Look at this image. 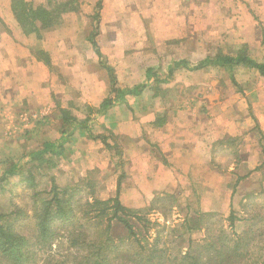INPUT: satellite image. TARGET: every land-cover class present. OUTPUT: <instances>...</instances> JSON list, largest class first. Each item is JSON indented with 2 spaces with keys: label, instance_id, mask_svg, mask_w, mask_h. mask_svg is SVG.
Listing matches in <instances>:
<instances>
[{
  "label": "rangeland",
  "instance_id": "1",
  "mask_svg": "<svg viewBox=\"0 0 264 264\" xmlns=\"http://www.w3.org/2000/svg\"><path fill=\"white\" fill-rule=\"evenodd\" d=\"M34 1L37 4L43 0ZM181 1L184 4L174 8L167 0H148V9L139 10V17L131 21L138 29L137 35L145 34L146 40H137L130 49L123 46L129 31L124 34L123 29L128 27L120 24L121 20L120 26L98 23L95 34L92 15L96 0H78V10L65 14L61 20L74 18L68 39L77 35L88 43L90 37L96 41L104 36L102 31L114 32V35L118 32L116 43L120 54L114 57V64L104 54L103 57L86 54L82 47L84 41L72 44L75 52L69 59L58 44L62 56H57L58 66L51 70L56 74L57 87L51 94V105L45 103L48 104L46 111L38 112L40 108L32 109L30 103L19 108L0 106V173L11 161L24 156L22 170L31 176V181H27L22 179V173L14 175L0 185V212L14 208L23 212L14 222V229L27 240L23 252L29 256V260L14 262L0 253V264H79L85 255L95 251L97 246L93 244L99 241L98 231L105 234L106 218L110 215L103 218L101 226L88 222L80 230L79 238L88 242L82 247L81 258L67 240L71 221L77 220L78 215L80 221L85 220L80 206L86 201L113 198L118 182L128 185L133 155L130 149L136 144L134 137L186 138L192 132L211 136L213 131H221L223 125L232 131L222 138L221 145L224 143L225 147H218L212 160L198 164L192 176L185 177L168 192L156 194L150 202L136 203L127 193L120 195L119 190L123 205L142 210L139 214L150 220L149 229L144 234L136 226L135 241L134 237L127 236L121 223L112 220L108 233L113 247L108 246L103 253L107 255V264H192L198 258L203 264H264V131L255 117L264 111V83L255 70L246 68L190 70L182 66L168 72L176 60H189L192 65L217 52H245L263 61L264 0ZM143 2L139 0L138 4ZM227 3L246 4L244 13L234 14L226 9ZM198 6L201 9H196ZM176 10L186 16L180 37H169L153 26L156 20L164 21L166 15L170 17ZM170 18L176 21L175 15ZM238 21H244L247 26L254 24L250 40L247 33L241 37L236 35ZM39 55L48 61L43 51ZM87 55L94 60L83 67V57ZM65 63L70 64L68 74ZM103 65L110 66L113 72L115 68L117 84L146 82L147 87L140 95H127L124 101L98 114L95 112L98 102L94 106L88 104L86 92L75 86L82 77L80 71H91L94 67L104 73L109 83V72ZM148 68L150 76L146 77ZM107 88L109 94V84ZM92 92L88 91V97L96 99ZM90 108L92 112L88 111ZM71 114L79 120L87 119L86 127L66 130L62 118ZM228 115L232 119L224 123ZM148 117L152 123L146 122ZM239 118H246L248 125ZM139 119L138 124L135 121ZM65 130L72 133H64L67 139L63 150L46 154L42 159L31 155L42 149L44 143L59 138ZM156 130L161 133H153ZM157 144L149 150L163 158L162 148ZM53 184L63 188L64 197L72 193L71 202L63 208L65 212L71 208L75 216L68 222L54 219L52 230L57 236L42 245L38 230L35 231L34 202L49 196L47 192Z\"/></svg>",
  "mask_w": 264,
  "mask_h": 264
},
{
  "label": "crops",
  "instance_id": "2",
  "mask_svg": "<svg viewBox=\"0 0 264 264\" xmlns=\"http://www.w3.org/2000/svg\"><path fill=\"white\" fill-rule=\"evenodd\" d=\"M142 1L144 2L140 5L138 4L139 0H103L102 8L100 10L99 24L102 22V24L112 23L115 26H120L119 21L121 20L120 24H123L124 27H128L127 29H123L125 32L124 34L129 31V33H127L129 37L125 40L123 46H129L130 49L133 48V45L136 44L137 40H146L144 37L145 34L143 37L137 35L138 29H135L131 22L139 17L141 14L139 10H142V8L148 9V0ZM167 1H170L174 8L181 6L182 3L184 4V1L180 2V0ZM10 3L11 0H0V101H2L0 106L4 108L16 106L19 108L22 105L30 103L29 106H31L32 109L38 107L40 108L38 112H43L46 111V105L50 104L51 94L56 91L57 87L56 74H54L51 70L58 66L56 62L57 56H62L61 53L58 52V44H61V48H64L62 54L67 53L64 54L67 59H69L70 56H72V53L75 52V50L73 51L74 48L71 47L73 43L79 45L81 41H84V45H82V47L86 51V54L95 53L94 47L90 42L87 43L83 40L81 36L78 37L76 35V37H69L68 39L67 33L69 32L71 25L74 23L71 22L74 19L73 16L65 18L59 25L46 30L43 34H40V36H36L35 34H24L14 17ZM207 4L209 5L210 3ZM203 5L205 6V4ZM244 6H246V4L241 6V4L227 3L226 9H231L232 12L234 11V14H237V12L240 13V11L241 13H244ZM256 6L257 5H255V7ZM196 9H201V6L196 7ZM134 14L137 15L136 18H134ZM174 15L176 16L175 22L172 18H170ZM170 17L166 15V20H164L165 22L156 20V23L153 26L156 29H159L162 34L168 33L170 35L169 37H180L184 32V19L186 16L183 12L181 13V10H178V12L176 10L174 13L170 14ZM236 23L238 26L236 28V35H240L241 37L243 33H247V37H249L250 40V36L254 35L251 34L254 24L247 26L244 21H238ZM101 33L104 36H101V38L99 40L97 39L95 42L100 50L101 56L103 54L106 55L107 59L111 60L113 63L114 57H117L120 54L119 50H117L118 44L116 43L118 32H115V35L114 32L104 34L102 31ZM75 48H77V46ZM77 50L79 49L77 48ZM40 51H43L46 55H48V61H44L40 57ZM85 57L90 60L85 61ZM85 57H83L82 61L83 67L85 64L88 65L89 61L94 60L90 58V55ZM93 57L95 56L93 55ZM205 57L206 56L203 58ZM181 61H185V59L174 61L173 66L168 69V72L172 73L175 68L179 69L182 67L183 65H180ZM187 62L190 63L189 60H187ZM91 65L94 66L93 64ZM69 67L70 64H64L67 74L69 72L67 68ZM236 68L245 67L237 66ZM149 70L150 69L148 68L145 73L146 77L150 76ZM80 73L82 77L80 82H77L75 89L86 92L85 95L87 96L88 104L94 106L98 102L99 106L101 101L107 97V84H109V88H111L110 81L109 83H106L107 80L104 73L98 72L95 67L91 71L82 70ZM114 74H117L115 72V68ZM115 78L116 82H119V80H117L118 77L116 76ZM66 79L68 80L70 78L67 77ZM84 79H86L85 82ZM260 79L262 80L261 82L264 83V79ZM144 83L146 82L138 84ZM138 84L122 86L116 83V86L119 88H130ZM88 91H93L92 94H96L97 98L94 99L95 96L88 97ZM49 107L50 106H48V108ZM22 116H24V114H22ZM149 117L146 122L152 123V118ZM255 117L260 129L264 131V111L263 113H257ZM224 119V123H226L227 119H232V116H225ZM240 119H244L248 125L249 122H247L248 120L246 118H239L238 120ZM19 120H21V118ZM135 122L139 124L140 119ZM228 123L230 124L231 122L228 121ZM138 126L140 127V125ZM147 127L148 126L146 125L145 129ZM221 129V131H213L212 133L214 134H210L211 136H198L196 133L192 132V134L190 133V135L186 138L171 136L167 137L168 139L166 137H155L149 139L147 137L143 140L140 137H132L135 139L133 141L136 144H134V146H132L133 148L130 149L133 150V155L131 157L129 168V183L128 185H120V195L123 196L122 193H127L132 201L136 203H147L152 201L156 194L168 192V189L175 187L177 183L185 177L192 176V173L197 170L198 164L212 160V156L216 154L218 147H225L224 143L221 145L222 138H224L227 134H230L232 131H230V128L226 125H223V128ZM163 132L164 130H162V133ZM153 133L159 134L161 132L156 130ZM134 142L130 144H133ZM149 142H151V144ZM223 142L225 141L223 140ZM155 143H158L157 146L162 148L161 152L164 159L157 157L149 150L150 146ZM154 153L160 154L159 151L155 150ZM122 196H120V199Z\"/></svg>",
  "mask_w": 264,
  "mask_h": 264
},
{
  "label": "trees",
  "instance_id": "3",
  "mask_svg": "<svg viewBox=\"0 0 264 264\" xmlns=\"http://www.w3.org/2000/svg\"><path fill=\"white\" fill-rule=\"evenodd\" d=\"M34 2V0H11L10 3L14 17L24 34H35L36 36H40L42 32L59 25L65 14L78 10V0H65L63 2H59L57 0H43L37 4ZM102 3L103 0H96L94 4V14L92 15V19L94 20L95 34L98 32V23ZM90 42L94 47L96 55L101 57L100 50L92 37H90ZM39 53H41V51ZM181 64L183 67L190 70H198L207 67H218L232 70L237 66H243L245 68L255 70L258 77L264 79V60L258 61L257 59L247 55L245 52H236L234 54H221L217 52L213 56L207 55L205 58L192 65H189L187 60L181 61L180 65ZM103 67H105L109 72V81L111 84L110 93H114L115 95L112 96L109 93L108 96L101 101L95 111L98 114L105 112L108 107L124 101L127 95H140L147 85L138 84L130 88H119L116 86V78L112 68L108 65H103ZM88 111L92 112L91 108ZM62 121L66 126V130L67 127L70 129H74L78 126L80 128H85L87 123V119L79 120L72 114L64 116ZM66 130L61 132L59 138L51 142L49 141L44 143L42 149L34 151L31 155L42 159L46 154L54 155L58 150H63L64 142L67 139L64 133L68 132L66 135L72 133V131ZM102 139H105V137H102ZM22 157L24 156L11 161L8 167L1 171L0 185H2V183L9 177L21 175V173L23 174L22 179L31 181V176H27V174L22 170ZM30 185H34V182L30 183ZM62 190L63 188L53 184L49 192H47L48 194L50 193L49 196L46 198H40L38 201L34 202V205L36 206L34 209L35 231L38 230V235L41 238L42 245L57 236V233L54 234L52 230L53 225L51 222L54 221V219L62 218L64 222H68L70 217L75 216V214L70 211L71 208L66 212L64 211L63 207L65 205L68 206L72 200V193L69 194V196L64 197L61 193ZM119 190L120 183L118 182L117 193L113 198L107 200L94 199L86 201L80 206V211L83 213L82 216H86L85 220L80 221L81 217L78 215L77 220L71 221L70 228L67 231V240L72 246L76 247V252H78L76 255H79L81 258V253L83 251L82 247L88 244V242H86L83 238H79V234H81L80 230L85 227L88 222H91L90 224H97L98 226H101V224H103V218L110 215L106 218L107 226L105 225V234H103L102 231H98L99 241H96L93 244L94 246H97L95 251L91 255H85L79 264H107V255H104L103 250L107 249L108 246L111 248L113 247L112 244H109L111 237L108 233L111 228L112 220H116L123 225L128 237L137 236L138 232L136 231V226L141 228L144 234L148 231L150 220L139 214L142 210L123 205L119 198ZM22 213L23 212L20 208L0 212V253L3 258L14 262L29 260V256L23 252V250L27 248V240L14 229V222ZM91 213L95 214L90 216ZM99 228L100 227L97 229ZM134 239L136 241L137 238L134 237ZM139 246L142 249L145 248L143 245ZM139 254L140 253H137V255ZM187 254L185 256H187ZM189 257L191 258V255H188V258ZM192 264H203V261L200 258L193 259Z\"/></svg>",
  "mask_w": 264,
  "mask_h": 264
}]
</instances>
